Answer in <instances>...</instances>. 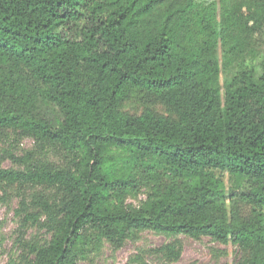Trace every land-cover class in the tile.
I'll return each instance as SVG.
<instances>
[{
    "label": "trees",
    "instance_id": "16d2710c",
    "mask_svg": "<svg viewBox=\"0 0 264 264\" xmlns=\"http://www.w3.org/2000/svg\"><path fill=\"white\" fill-rule=\"evenodd\" d=\"M136 95L171 116L127 109ZM9 134L32 149L0 168L20 224L6 264H76L144 230L264 264V0H0Z\"/></svg>",
    "mask_w": 264,
    "mask_h": 264
},
{
    "label": "rangeland",
    "instance_id": "374dc122",
    "mask_svg": "<svg viewBox=\"0 0 264 264\" xmlns=\"http://www.w3.org/2000/svg\"><path fill=\"white\" fill-rule=\"evenodd\" d=\"M148 101L136 95L128 102L127 109H152L165 116H171L169 110L158 101ZM3 138L5 137L0 138V168H14V162L9 155L22 157L32 149V141L14 134ZM147 191L145 188L132 191L127 194L125 202L136 205L145 199ZM17 201L15 190H9L6 195L0 191V264L8 263L17 253L16 239L20 236L19 220L14 215ZM238 208L243 209V213L250 210V207L241 203ZM170 242H175L177 259L172 261L154 253L155 249ZM242 256L245 257V254L238 253L237 248L206 237L195 239L186 235L170 236L144 230L133 232L118 245L102 244L96 253L85 255L76 264H236Z\"/></svg>",
    "mask_w": 264,
    "mask_h": 264
}]
</instances>
